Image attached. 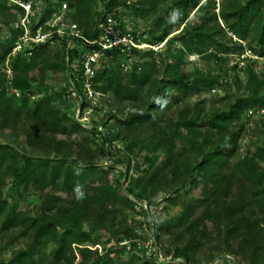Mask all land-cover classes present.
<instances>
[{
  "label": "trees",
  "instance_id": "16d2710c",
  "mask_svg": "<svg viewBox=\"0 0 264 264\" xmlns=\"http://www.w3.org/2000/svg\"><path fill=\"white\" fill-rule=\"evenodd\" d=\"M63 4L75 11L67 13V19H73L84 36L92 40L99 38V26L109 16L120 17L123 5L140 16L159 13L149 28L155 42L164 41L174 32V17L185 21L189 12L194 13L191 22L173 36L181 43V54L173 61L157 59L155 50L150 48L142 55L140 68L127 71L124 66L129 55L119 48L111 49L101 59L102 68H98L94 78L104 101L106 95L113 94L124 106L113 116L118 127L115 138L128 141L124 176L128 177L131 168L129 153L136 147L147 149L146 161L154 167L149 178H132L133 187L125 186L122 175L116 176L95 162L96 153L89 145L97 142L90 133H101L97 122L87 129L74 115L57 107L56 101L64 98L62 92L43 95V88H38L48 86L50 75L75 79L72 65L78 63L80 51L89 48L81 42L68 48L69 41L54 34V44L25 45L8 62L15 44L0 39V66L5 67L8 62L12 71L9 88L7 70L0 74V126H24L21 133L26 143L43 153L31 156L16 145L0 142V247L13 246L21 238L25 241L9 260L0 259V264H123L113 252L119 256L125 246H119V241L101 253L92 248L98 243L94 233L105 235L108 228H114L113 214L134 209L137 204L131 196L151 203L149 191H157L164 181L173 182L178 191L191 186L200 195L198 200H190L172 227L176 236L175 259L190 264V254L207 246L214 230L216 242L240 257V264H264V144L251 156L232 159L244 129L239 122L242 115L264 109V71L258 75L249 63L247 92L218 100L221 106L210 113L202 112L199 102L195 106L180 105L188 95L212 89L218 82L214 74L184 72L182 66L188 56L218 59L222 54H244L249 49L264 57V0H223L218 10L216 0H144L132 5L123 4L122 0H43L39 24L33 23L37 19L33 18L31 30L48 21ZM24 14V8L13 0H0V19L8 16L12 25ZM19 33L22 35V30H16V36ZM228 34L229 39H225ZM135 38L138 39L136 34ZM140 52L139 48L131 49V55ZM157 54L162 56L161 52ZM118 61H122V66ZM76 83L79 85V81ZM234 83L240 89L238 74ZM36 94L38 97L33 100ZM81 107H85L84 102ZM146 126L153 130L149 140L138 135ZM261 133L264 135V124ZM113 139L105 137L106 142ZM74 150L79 158L72 156ZM5 167L16 188L43 193L36 214L27 212L19 202L9 203L4 198ZM138 187L141 191L136 193ZM86 222H91L88 230L84 228ZM166 227L159 225L154 238L159 239ZM131 231L124 230L125 240L132 239ZM181 232L189 234L186 244L180 242ZM133 261L132 258L124 263Z\"/></svg>",
  "mask_w": 264,
  "mask_h": 264
},
{
  "label": "rangeland",
  "instance_id": "374dc122",
  "mask_svg": "<svg viewBox=\"0 0 264 264\" xmlns=\"http://www.w3.org/2000/svg\"><path fill=\"white\" fill-rule=\"evenodd\" d=\"M144 0H122V3L135 4L140 3ZM236 1V0H232ZM238 2H245L246 0H237ZM43 0H35L34 6H36V12L40 11ZM223 4V0H216L217 10ZM42 8V7H41ZM131 8V7H130ZM129 7L121 6L119 10V18L117 19V26L122 32H132L133 35L138 36V42L143 44L141 52L139 55H132L128 58L127 62L125 61L126 66L124 69L127 71L133 70L135 68H140L143 63V57L145 50L153 48L156 52L155 57L159 60L165 58L167 61H173L176 59V56L181 54L179 51L181 43L174 40L175 36L179 31H181L187 22H191V17L194 11L189 12L188 18L184 20H179L177 17L172 19L175 26L174 32L170 34L162 42L152 41V36L149 33L150 24L156 20L159 13L152 14L149 16H140L134 14L132 9ZM99 9L102 10L101 5ZM64 14V21L66 23H72L73 19H67V13L75 14V11L68 10V8H63L61 11ZM63 16V15H62ZM56 15L54 16V18ZM63 18V17H62ZM11 18L8 16H3L0 19L1 34L0 39L2 42L9 44H17L21 40V34H15L16 29L14 22L11 25ZM52 20V24H54ZM76 23V22H75ZM222 26L224 23L220 20ZM225 27V26H224ZM101 33L103 28V23L99 26ZM178 29V30H176ZM20 30V29H19ZM136 31V33H135ZM228 34L225 36V39H229ZM222 36V35H221ZM224 36V35H223ZM235 38L234 40H236ZM23 40V37H22ZM21 40V41H22ZM72 42H69L71 46ZM148 44V45H146ZM245 45V44H244ZM14 46V47H15ZM72 47V46H71ZM247 48V46H246ZM85 49H83L84 51ZM157 50V51H156ZM157 52H161L162 56H159ZM19 53L18 50L11 52V56L8 59L10 62L12 57H15ZM23 53V52H22ZM6 63L5 67L0 66V74L7 70V84L8 88L10 87V80L12 78V71L9 69V63ZM252 64L254 70L258 75H262L264 71V57H260L258 54L247 49L244 54H232L226 53L222 54L220 58L212 59H203V57L191 55L186 58V63L182 66L184 72H190L194 74L197 71H201L205 74H214L218 76V82L212 89H205L201 93L190 94L180 105L190 104L195 106L198 102L202 105V112L210 113L215 107L221 106L220 101L227 96L232 94H241L247 92V73L246 67L248 64ZM118 65L122 66V61L117 62ZM235 66L236 69H235ZM99 68L101 65L99 64ZM102 68V67H101ZM5 70V71H4ZM238 74L240 77L241 85L240 89L234 83V76ZM68 79L64 80L62 76L55 77L50 75L48 77V86H39L38 88L43 90L44 94L49 93H58L62 92L63 97L67 99L64 102V98L56 101L57 107L63 109L71 115L77 117L79 113L78 102L74 99H69L66 96L65 90L67 89L66 84ZM261 93H264V88ZM20 94V93H19ZM33 100L38 97V94L33 95ZM102 96L99 99L98 106L93 109L80 110L79 118L86 124L87 129H92L93 125L98 124V128L101 133L91 134L92 139L97 142L90 143L91 150L96 153L97 165L101 168L109 169L111 173L116 176H121V179L125 180L126 187H133L135 181L133 182L132 178L139 176H149L153 173L154 167H150V163L146 161L147 149L136 147L134 152H131V168L128 172V177L126 178L124 174L127 172L128 159L126 158V148L128 141L126 139L115 138L116 133L118 132V127L115 125L116 119L114 115L119 112L124 106L117 102L113 94L106 95L105 101ZM67 103V104H66ZM128 112V111H127ZM129 113H126V115ZM178 114L176 112L177 117ZM240 124L244 126V129L241 133V137L238 143V148L236 153L233 155V160H242L247 156L254 154L259 146L264 144V135H262V125L264 124V109H256L245 112L241 119ZM24 126H19L15 129L10 127H1L0 126V142L9 143L16 145L24 152L31 156L42 155V151L36 148L29 146L25 141V135L23 133ZM22 132V133H21ZM139 138L144 140H149L150 136L153 133V130L146 126L143 127L139 132ZM114 138L113 141L106 142L105 137ZM96 138V139H95ZM65 152H69L65 150ZM53 157L57 156L52 153ZM71 155V154H67ZM74 158H79L78 152L74 150L72 152ZM139 165V168L137 167ZM264 168V163H261ZM7 168L3 169V192L4 198L12 202H19L24 206L25 210L29 213L36 214L39 207L43 202V193L34 191L32 189L28 191H23L22 188H16L12 184V179L9 174H7ZM161 187V188H160ZM158 190L155 192L149 191L151 196V203L145 204L140 200H136L131 196V198L136 202L137 206L134 209L125 208L124 213L117 212L114 215V228H108L107 233L101 234L100 232L94 233L96 235L98 242L92 248H98L99 252L103 253L106 249L116 246L120 241L119 246H125V251L122 254L113 252V256L123 264L124 262H129L132 258L134 259L132 264H185L183 259L174 258V250L176 248L175 233L173 230L174 222L179 217V215L184 211L185 207L190 203V200H198L200 197L199 191L194 189L191 186L188 188H183L181 190H176L175 184L163 182L158 186ZM136 193L141 191V188H135ZM64 195V194H63ZM144 205V206H143ZM165 224L168 227L164 228L163 233L159 239H155L154 235L156 229L159 225ZM111 226V224H109ZM121 227V231L114 233L117 228ZM84 228L88 230L91 228V222H86ZM129 228L131 231L132 239L125 240L124 230ZM210 240L207 243V246L200 247L196 250L195 253H191L190 264H240V257H236L234 254L227 252L224 245L216 242L217 235L214 233V230H211ZM177 235V234H176ZM216 235V236H215ZM112 238L110 241L109 238ZM129 238V237H127ZM180 242L186 244L189 240V234L181 232L180 233ZM124 240V241H123ZM24 239H19L15 242L13 246L2 245L0 247V259L5 261L9 260L12 257V253L15 249L25 245ZM241 264H244L241 262ZM246 264V263H245Z\"/></svg>",
  "mask_w": 264,
  "mask_h": 264
},
{
  "label": "built area",
  "instance_id": "2783aa9c",
  "mask_svg": "<svg viewBox=\"0 0 264 264\" xmlns=\"http://www.w3.org/2000/svg\"><path fill=\"white\" fill-rule=\"evenodd\" d=\"M14 3L20 5L25 10V14L18 18L14 23L16 29L22 30L20 42H17L14 50L21 51L24 46L33 47L45 42L55 43L52 39L54 34H58L60 38H66L74 47L75 42H81V44L89 49L80 51V57L78 63L72 65L73 73L76 78L69 76L68 83L65 87V94L69 99H74L78 102L79 113L77 119L80 120V110L93 109L98 106L99 99L103 96V93L95 88L94 78L97 75L98 66L102 58H105L107 51L111 49H117L126 52L131 55L132 48H141L143 44L137 43L139 39L135 38L132 32H122L117 26V19L114 16H109L106 22H103V30L98 39H87L79 25L75 22L66 23L64 21V14L61 12L63 8L67 9V5L63 4V8L58 12H55L53 16L44 24L38 25L35 31H32L33 23L39 24L40 11L36 12L34 7L35 0H13ZM56 20L54 21V16ZM63 15V16H62ZM63 17V18H62ZM35 22L32 23V19ZM148 45V44H146ZM68 44V48H72ZM68 59V58H67ZM126 66V64H125ZM81 77V78H80ZM79 81V85H77ZM19 95V92L17 91ZM85 103V107H81V103ZM250 112L252 110H249ZM81 121V120H80ZM82 122V121H81ZM86 127V124L82 122ZM144 206V205H143Z\"/></svg>",
  "mask_w": 264,
  "mask_h": 264
},
{
  "label": "clouds",
  "instance_id": "9594fccd",
  "mask_svg": "<svg viewBox=\"0 0 264 264\" xmlns=\"http://www.w3.org/2000/svg\"><path fill=\"white\" fill-rule=\"evenodd\" d=\"M77 191H79V188L77 189Z\"/></svg>",
  "mask_w": 264,
  "mask_h": 264
}]
</instances>
